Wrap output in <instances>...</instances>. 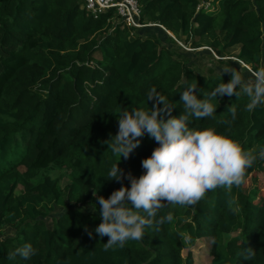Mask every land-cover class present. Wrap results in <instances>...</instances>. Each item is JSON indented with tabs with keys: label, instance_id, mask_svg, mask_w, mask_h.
Returning <instances> with one entry per match:
<instances>
[{
	"label": "trees",
	"instance_id": "trees-1",
	"mask_svg": "<svg viewBox=\"0 0 264 264\" xmlns=\"http://www.w3.org/2000/svg\"><path fill=\"white\" fill-rule=\"evenodd\" d=\"M138 3L140 20L164 29H132L111 9L93 18L81 0H0V264H195L189 247L198 238L210 240L206 264H264V104L246 110L243 93L239 100L218 96L212 117H189L190 127H212L256 157L241 185L207 190L191 206L165 205L144 236L123 248L105 250L107 236L93 231L100 223L93 189L107 198L121 186L103 177L119 158L107 147L115 113L151 108V87L168 100L172 116L184 111L186 81L210 92L220 72L197 70L200 56H212L191 52L202 45L222 58L237 47L239 61L264 67V0H221L217 9L203 0ZM138 139L117 161L137 177L156 146L147 134ZM165 214L171 220H160ZM14 223L15 233L3 235ZM25 242L34 256L9 255Z\"/></svg>",
	"mask_w": 264,
	"mask_h": 264
},
{
	"label": "clouds",
	"instance_id": "clouds-1",
	"mask_svg": "<svg viewBox=\"0 0 264 264\" xmlns=\"http://www.w3.org/2000/svg\"><path fill=\"white\" fill-rule=\"evenodd\" d=\"M222 73L229 74L227 82L221 80ZM241 93L247 97L245 108L248 111L264 104V67L250 70V78H245L236 67L226 64L220 69V79L210 92L202 91L194 78L186 81L180 94L184 111L178 116L170 115V103L155 87L146 93V100L152 102L151 108H121L115 113L117 131L110 135L107 147L119 158L103 177L115 179L121 186L107 198L96 194L98 187L92 192L99 205L98 210L96 206L92 210L98 211L100 217L93 231L98 237L107 236L105 250L123 248L130 240L139 241L145 234V227L151 223L150 218L167 204L191 206L207 190L242 184L246 170L256 157L212 127L189 126L190 116H213L218 96L234 94L239 100ZM227 111L234 120L235 105L230 104ZM144 134L154 139L156 146L149 156L141 159L144 171L137 177L118 168L117 161L121 156L127 159L140 143L138 138ZM261 154L264 155V150ZM122 180L128 181L127 187ZM171 218L170 214H165L160 220ZM185 239L190 240V237ZM36 251L32 244L25 242L9 255L28 260Z\"/></svg>",
	"mask_w": 264,
	"mask_h": 264
},
{
	"label": "rangeland",
	"instance_id": "rangeland-1",
	"mask_svg": "<svg viewBox=\"0 0 264 264\" xmlns=\"http://www.w3.org/2000/svg\"><path fill=\"white\" fill-rule=\"evenodd\" d=\"M220 1L221 0H203V3L205 5H209L212 8H220ZM150 27H158V26H148V27H144L141 28L142 31H148V28ZM164 27L162 26V29ZM140 29V30H141ZM198 39V38H195ZM179 45H181L182 47L186 48V49H190V43H186L184 44L183 42H177ZM238 51L237 47H230L227 49L226 54H228V56H225L224 58L218 56L214 51H212L210 48H208L205 45L199 46L197 48H195L194 50H192L191 52H195L198 55L200 54H208L211 53L212 56L214 57L213 60L212 56H200L198 61V67L197 70L201 71V72H206L207 69H213L214 72L219 73L220 69L226 65V64H231V66L236 67L238 70H240L243 75L245 76V78H250V70H252V66L251 64H245L241 61H239L238 58H236L235 56H233L236 52ZM192 55V54H191ZM227 58H230L229 60ZM264 65V63H263ZM244 68H246V70H244ZM60 172H58L59 174ZM260 173V179L262 182V189H264V163H263V169L259 171ZM43 178V175L41 173H39L35 178L34 181H39ZM67 182L66 178L62 177L61 178V183L64 185ZM264 191V190H263ZM19 192V191H17ZM80 206L85 209L86 211H88L89 209H87V205H81ZM60 211L59 208H56L54 210L55 214H58ZM46 222L49 224L51 223L49 218L46 220ZM15 223L14 224H7L3 227V235H11L15 233V229H14ZM209 245H210V240L208 238H198L195 240V244L191 245L189 248L192 251L193 254V259H194V263L195 264H206L208 261V257H207V253L209 250ZM187 251V249L183 250V253L185 254V252Z\"/></svg>",
	"mask_w": 264,
	"mask_h": 264
},
{
	"label": "built area",
	"instance_id": "built-area-1",
	"mask_svg": "<svg viewBox=\"0 0 264 264\" xmlns=\"http://www.w3.org/2000/svg\"><path fill=\"white\" fill-rule=\"evenodd\" d=\"M86 12L93 18L106 10H113L124 24L132 29L143 26L158 25L157 23L140 20V5L138 0H81Z\"/></svg>",
	"mask_w": 264,
	"mask_h": 264
},
{
	"label": "water",
	"instance_id": "water-1",
	"mask_svg": "<svg viewBox=\"0 0 264 264\" xmlns=\"http://www.w3.org/2000/svg\"><path fill=\"white\" fill-rule=\"evenodd\" d=\"M152 26H158V27H161V28H162V26H160V25H152ZM163 29H164V28H163ZM167 33H168L169 35L173 36L169 31H167Z\"/></svg>",
	"mask_w": 264,
	"mask_h": 264
}]
</instances>
